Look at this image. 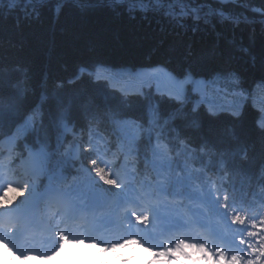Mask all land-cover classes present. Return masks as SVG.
Masks as SVG:
<instances>
[{"label":"snow or ice","instance_id":"snow-or-ice-1","mask_svg":"<svg viewBox=\"0 0 264 264\" xmlns=\"http://www.w3.org/2000/svg\"><path fill=\"white\" fill-rule=\"evenodd\" d=\"M49 2L7 0L9 9L20 8L26 18L37 19L41 7ZM66 2L57 0L53 8L57 17ZM109 2L113 5L126 4L127 11L133 16L137 11L151 10L153 5L174 17L196 13L199 19V13L203 10L185 6L177 13L174 6L165 7L171 0ZM178 2L186 5L191 0ZM4 4L5 0H0V8ZM253 11L264 15L262 8H253ZM209 13L236 25L241 23L240 16L226 15L222 9L209 8ZM85 74L91 77L92 72L81 67L68 83H76ZM128 75L135 76L141 87L136 92H121L120 105L105 110L94 108L91 102L80 105L88 124L86 135L85 130L78 128L72 118L71 102L58 105L51 117L54 143L46 129V139L37 135L34 143H27L29 135L37 129H44L45 105L49 99L47 91H42L36 103L27 109H23V99L28 94L26 87L20 88L12 96H0V145L12 143L16 147V142L23 137L28 155L25 175L30 176L27 181L13 180L9 173L14 174V170L8 167L11 157L7 161L0 158V195L14 185L23 190L22 201L0 204V241H7L17 251L25 252V233L34 226L41 203L56 201L68 218L75 217L84 208L101 210L99 219L105 225H116L115 234L107 238L101 236V242L110 243L111 240L122 239L124 235H140L146 243H152L158 237H163L165 232L198 225L205 229L202 235L206 243L212 245L211 251L205 243H189L177 235L168 237L170 241H175L174 247L157 242L155 246L160 250L156 254L168 255L185 246H195L212 259L231 261L235 258L241 264H264V215L254 211L251 206L245 207L248 203L246 194L235 184L229 186L227 183V173L237 167L230 157L240 154L242 159H247L248 146L235 134L234 147L221 150H217L216 145L207 139L193 145L191 139L184 135L186 129L198 130L201 127L199 121L187 120L189 105L190 111L197 113L208 104V114L213 117L219 115L218 111L212 110L210 99L204 95L205 88L214 87L218 92L222 91L220 83L226 80L233 86L232 94L244 98L245 90L238 74L216 73L211 79H197L190 71L178 76L162 66H156L148 72L133 70ZM96 79H100L99 73ZM63 86L64 82L56 84V88ZM133 95H139L146 101L143 114L139 117L130 116L125 111L131 106L129 98ZM153 95L166 97L175 107L165 112L159 103L150 102ZM240 112L241 105L237 104L231 114L238 118ZM5 114L13 119L7 129L4 128ZM178 120L185 123L178 124ZM102 124L105 125L103 133ZM258 128L264 133V121L258 122ZM140 133L145 135L141 136ZM141 145L145 148L142 157L144 165H150L160 177L158 185H153L151 178L140 172L138 158L141 157ZM148 150L152 154L151 160L148 159ZM57 154L70 157L79 165L76 171L82 179L74 183L71 191L61 187L62 175L50 170L49 163ZM130 158L133 161L131 167ZM17 159L25 163L21 156H17ZM217 170L221 175L213 179L208 173ZM258 172L259 180L264 183V163H261ZM244 175L250 182L251 175ZM76 179L73 177L74 182ZM145 195H163L164 199L146 203ZM259 199L264 203V191L259 194ZM185 201L187 208L179 211L178 208ZM61 222L58 221L55 228H59ZM58 236L61 239L65 232L59 231ZM110 246L117 244L110 243ZM48 247H56L54 236L49 238Z\"/></svg>","mask_w":264,"mask_h":264},{"label":"trees","instance_id":"trees-1","mask_svg":"<svg viewBox=\"0 0 264 264\" xmlns=\"http://www.w3.org/2000/svg\"><path fill=\"white\" fill-rule=\"evenodd\" d=\"M56 3L57 0H50L41 7L38 19L26 18L20 8L9 9L7 0L0 8V96H12L26 87L23 109H27L36 103L42 91L48 92L44 129H38L37 134L41 139L47 138L45 129L48 137L53 138L51 117L62 103L71 102L72 118L86 135L88 124L81 104L91 102L94 108L105 110L120 105L121 92H136L122 89L120 84L101 75L97 80L96 76L85 74L76 83H68L79 65L91 67L101 62L116 69L162 64L178 76L190 71L197 79H211L216 73H236L245 90L244 98L233 95V86L226 80L220 83L222 91L211 87L222 101L217 109H212L219 115L210 116L207 104L197 113H192L189 105L187 120H197L201 127L186 129L184 135L193 145L207 139L217 150L234 147L233 134L238 136L248 146L247 159L240 154L230 157L237 167L227 173V183L230 181L236 187L241 184L245 189H264L258 172L264 163V133L258 128V122L264 121V15L253 11L264 9V0H191L186 5L171 0L165 6H174L177 13L185 6L202 8L199 19L196 13L170 16L155 5L133 16L126 4L113 5L109 0H67L57 17L53 12ZM209 8L240 16L241 23L236 25L213 16ZM57 82H64V86L56 88ZM129 99L131 106L125 111L133 117L141 116L146 101L139 95ZM150 102L159 103L165 112L175 107L163 96L153 95ZM237 103L241 105L238 118L231 114L235 111L231 106ZM3 120L5 129L13 123L7 114ZM177 123L182 125L185 121ZM104 128L102 124L101 131ZM141 148L144 153V146ZM215 172L208 174L213 176ZM244 173L251 175L250 182ZM69 264L91 263L74 258Z\"/></svg>","mask_w":264,"mask_h":264},{"label":"rangeland","instance_id":"rangeland-1","mask_svg":"<svg viewBox=\"0 0 264 264\" xmlns=\"http://www.w3.org/2000/svg\"><path fill=\"white\" fill-rule=\"evenodd\" d=\"M109 66L110 65H108V64H101L100 65V67L102 68V69H108L109 68ZM156 66H160V65H156ZM156 66H154V67H152V66H145V67H138V68H131L130 66H123V67H120V68H116V69H114V72H115V74L116 75H118L120 78H124L125 80H127V81H130V79H137L135 76H132V77H129V75H128V73L129 72H131V71H136V72H148V71H150V70H152L153 68H155ZM163 68H165L164 66H162ZM165 69H167V68H165ZM168 70V69H167ZM169 72H172V71H170V70H168ZM173 73V72H172ZM175 74V73H174ZM121 86H122V89L123 88H127V89H136L137 88V86L136 85H133V84H131V83H129V82H125V83H123V84H121ZM215 90L214 89H212L211 87H209V88H205L204 89V95H206L209 99H210V101H211V106H212V109L214 110V109H217L218 107H219V103L220 102H222V101H220V99L216 96V94H215V92H214ZM240 98V97H239ZM237 104H239V103H237ZM237 104H235V105H237ZM208 105V104H207ZM235 105H232L231 107L233 108V109H235ZM209 106V105H208ZM3 198V200L1 201L2 202V204H7V203H9L8 202V200H7V198L6 197H2Z\"/></svg>","mask_w":264,"mask_h":264},{"label":"clouds","instance_id":"clouds-1","mask_svg":"<svg viewBox=\"0 0 264 264\" xmlns=\"http://www.w3.org/2000/svg\"><path fill=\"white\" fill-rule=\"evenodd\" d=\"M2 200H3V198L0 197V201H2ZM68 243H70V241H68V240L64 241V244H68ZM135 243H137V241L135 239L126 240L124 244L114 246L112 249V252H116L119 248H125L126 246H131L132 244H135ZM71 251L81 252V249L73 248ZM144 252L148 253V249H144ZM149 255H150V253H149ZM124 264H127V262H124ZM153 264H160V262L154 261Z\"/></svg>","mask_w":264,"mask_h":264}]
</instances>
